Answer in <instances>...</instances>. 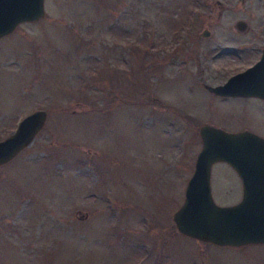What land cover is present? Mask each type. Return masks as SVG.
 <instances>
[{
    "label": "rangeland",
    "instance_id": "1",
    "mask_svg": "<svg viewBox=\"0 0 264 264\" xmlns=\"http://www.w3.org/2000/svg\"><path fill=\"white\" fill-rule=\"evenodd\" d=\"M263 28L264 0H44L0 37V140L47 112L0 164V264H264V243L217 245L172 219L200 126L257 124L255 105L206 85L244 69L233 49ZM210 188L219 205L239 197L225 161Z\"/></svg>",
    "mask_w": 264,
    "mask_h": 264
},
{
    "label": "water",
    "instance_id": "2",
    "mask_svg": "<svg viewBox=\"0 0 264 264\" xmlns=\"http://www.w3.org/2000/svg\"><path fill=\"white\" fill-rule=\"evenodd\" d=\"M43 14L44 0H0V37L12 32L19 23L36 20ZM245 26L243 20L236 22L239 30ZM202 34L207 36L209 31L204 30ZM258 83L264 84V51L253 65L232 74L224 83L206 85V88L220 96L249 95L257 93ZM46 118L44 109H35L20 118L16 128L0 140V164L31 143ZM199 135L202 146L187 181L184 200L172 215L177 230L185 236L217 245L264 243V197L255 193L262 176L250 177L251 165L264 163V138L247 130L227 131L211 123H203ZM218 161H226L245 172L244 197L238 204L219 205L212 197L211 167ZM256 196L263 201H255Z\"/></svg>",
    "mask_w": 264,
    "mask_h": 264
},
{
    "label": "flooded vegetation",
    "instance_id": "3",
    "mask_svg": "<svg viewBox=\"0 0 264 264\" xmlns=\"http://www.w3.org/2000/svg\"><path fill=\"white\" fill-rule=\"evenodd\" d=\"M240 31H246V30L243 29V30H240ZM262 31H264V30H262ZM233 50H234V53H233L234 56H236L240 60H242V61L246 60V59L249 60L248 65L244 67V69H246L247 67H249V66L253 65L254 63H256L262 57V54H263V51H264V36H263L261 44H258V45L252 44V45L239 46V47H235ZM230 52H233V51L232 50L228 51V53H230ZM244 69H242L240 71H243ZM255 89L257 90V93H255V94H249V95H247V94L223 95V96H220V97L222 99H224V100H238V101H241V102H243L242 104L244 106H246L245 103H247V104L250 103L252 105H255L254 109L256 111L252 114V116L248 112V117L256 120V123H257L255 125L256 127L253 126L252 124L248 123V124H245L240 129V131H244V130L251 131V132L255 133L256 135L264 138V84L258 83L256 85ZM255 129H257L258 131H256ZM227 131H228V129H227ZM235 131H237V130H235ZM262 160H263V158H262ZM263 162H264V160H263ZM226 163L233 168V170H234V172H235V174H236V176H237V178L239 180L240 195L237 198V200L234 201V203H231V204H238V203H240L242 201V199L244 197V181L243 180H244L245 172H244L243 169H239L238 167L234 168L228 162H226ZM241 168H247V167H241ZM250 168L252 170L250 177L259 178L260 176H262L259 179V181H261V182L256 184L255 193H256V195L259 194V195H262L264 197V194H263L264 193V186H263L264 163L262 165H259L257 163H253ZM257 200H258V197L256 196L255 197V201H257ZM258 201L259 202L263 201V198L259 199Z\"/></svg>",
    "mask_w": 264,
    "mask_h": 264
}]
</instances>
